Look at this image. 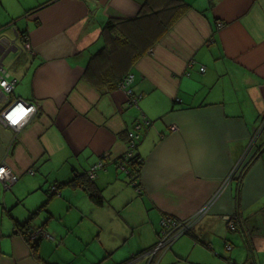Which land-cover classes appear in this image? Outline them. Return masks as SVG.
Instances as JSON below:
<instances>
[{
  "label": "crops",
  "instance_id": "1",
  "mask_svg": "<svg viewBox=\"0 0 264 264\" xmlns=\"http://www.w3.org/2000/svg\"><path fill=\"white\" fill-rule=\"evenodd\" d=\"M182 1L164 32L174 12H157L171 0H0L11 100L37 107L9 155L13 131L0 126V161L18 178L0 183V264H178L194 250L213 264H264V149L227 181L264 123V0ZM108 21L124 23L107 32ZM127 73L136 106L109 89ZM141 118L138 194L120 160ZM100 161L96 206L68 182ZM36 211L30 225L50 235L37 257L14 233ZM165 216L193 221L150 258Z\"/></svg>",
  "mask_w": 264,
  "mask_h": 264
},
{
  "label": "built area",
  "instance_id": "2",
  "mask_svg": "<svg viewBox=\"0 0 264 264\" xmlns=\"http://www.w3.org/2000/svg\"><path fill=\"white\" fill-rule=\"evenodd\" d=\"M23 39H24L22 46L23 50L29 52L30 54L33 53L32 47L30 43L27 41V38L25 37ZM0 44L4 45L3 51L2 53H0V126L4 128H9L13 131V136L10 140L8 147L6 148V155H9L16 141L17 133L21 131L32 120V118H34V116L37 113V107L33 103L24 101L22 99H14L11 102H9L8 96L12 94L17 84V79L9 76V74L2 66L1 59L6 54V52L9 51V49L13 48L14 46L11 43H8L6 39L0 40ZM204 70H205L204 67H200L201 73H203ZM132 82H133V74H127L121 79V81L118 84V87L126 91V94L128 96L129 106H134V105L136 106L140 99V95L133 93L130 87ZM14 120L15 122H13ZM147 123L148 122H146V124L144 122L137 123L132 128V130L127 132V146H126L127 148H126V152L124 153V155L120 160L121 165L124 166L127 165L129 161H131L135 156L134 152L137 147L136 144L140 138L139 132L144 127V124L147 125ZM171 129L174 131L175 127L173 126L171 127ZM248 152L249 150L247 149L242 159H244L247 156ZM242 159L239 160L235 165V167L232 169L230 175L227 178V181L233 179L235 176H237L240 173L241 166L244 162V160ZM101 167H102L101 161L93 164L87 172V177L90 180H93L95 178L96 171ZM29 174L33 175L34 171L29 170ZM17 180H18L17 176L14 173H12L6 161L5 160L0 161V183L3 184L6 188H8L14 183H16ZM49 191L50 193L48 194H56L57 187L53 185L50 187ZM204 211H205L204 209H201L198 215H201L202 213H204ZM192 221L193 218H191L190 220L181 221L168 216L163 217L160 222L161 229L159 231V239L157 243L150 250L146 252V255L152 258L157 254H161L167 251L171 247L173 242H175L182 235L187 233L188 230H190V225ZM228 223H229V227L233 228L234 222L229 220ZM36 237L50 238V235L45 233L43 229H36L33 231V234L30 238L35 239ZM228 249H230V247H228Z\"/></svg>",
  "mask_w": 264,
  "mask_h": 264
},
{
  "label": "trees",
  "instance_id": "3",
  "mask_svg": "<svg viewBox=\"0 0 264 264\" xmlns=\"http://www.w3.org/2000/svg\"><path fill=\"white\" fill-rule=\"evenodd\" d=\"M186 8V4L183 3L182 0H171V5H169L168 7H165L162 10H159L157 13L160 12H164V11H169V12H174V17L173 19H170L167 23L165 21H162L160 27H161V31H167L169 28H171V26L175 23V20L182 14L183 10ZM156 13V12H153ZM143 14V12H142ZM176 15V16H175ZM144 16V14H143ZM143 16H140L138 18H141ZM137 19V18H136ZM124 22L122 21H116L113 23V21H108L104 27V30L107 32H110L112 30H114V28L118 27L120 24H123ZM130 74V73H127ZM125 74V75H127ZM124 75V76H125ZM122 76L121 78L117 79L116 81L119 82L121 81V79L124 77ZM113 83L111 85H109V89H113L118 87V85H116V83ZM132 85V84H131ZM131 87V86H130ZM141 98V95H140ZM140 100V99H139ZM138 104V103H137ZM147 123V125L149 124V121H146L144 118H141L140 120H137L132 128L135 126V124L137 123ZM144 124V127L142 129H144L146 127V125ZM131 128V130H132ZM141 129V130H142ZM140 130V132H141ZM130 131V130H128ZM127 131V132H128ZM139 132V134H140ZM264 132V129H263ZM126 137H127V133H126ZM140 141V138L138 140V142ZM137 142V144H138ZM136 144V145H137ZM260 154V151H257L253 154V156L251 157L250 160H248V162L245 164V166L243 167L242 171L240 172V176L237 179V181H240L243 174L245 173L246 169L249 167V165L258 157V155ZM142 166V160H140V158L135 155L133 157V159L131 161H129V163L127 165H125V168H128L126 170H128V178L129 181L128 183L130 185H132L131 187L134 189V191H136L138 194L140 193V189H139V182H138V177H139V172H140V168ZM75 179V178H74ZM72 179L71 181L68 182L69 185L71 186H79V187H84L86 192L89 195L90 200L96 205V206H102L103 204V198L102 195L100 194V192L97 190V188L95 187V185L91 182L92 180H90L86 175L85 176H81L80 179H82V181L76 182L77 179ZM235 179V178H234ZM33 227L32 225H30V221L25 222L24 224H16L15 226V234H18L22 237V239L26 242V244L30 247V250L33 252V255L35 257H37L36 255V250L38 247V242L40 240V237H36L35 239H31L30 237L33 234ZM187 234V233H185ZM184 234V235H185ZM170 249V248H169ZM168 249V250H169Z\"/></svg>",
  "mask_w": 264,
  "mask_h": 264
},
{
  "label": "rangeland",
  "instance_id": "4",
  "mask_svg": "<svg viewBox=\"0 0 264 264\" xmlns=\"http://www.w3.org/2000/svg\"><path fill=\"white\" fill-rule=\"evenodd\" d=\"M12 98H11V96L9 95L8 96V100H9V102H11L12 100H11ZM251 145V146H250ZM249 148H248V150H250L251 148H252V152H253V150L254 149H256V151H257V153H258V151H260V153L263 151V149H264V132H260V128H259V130L257 131V133L253 136V138H252V141L250 142V144H249ZM255 151V152H256ZM241 165V164H240ZM240 167V166H239ZM43 207V206H42ZM186 235H182L180 238L182 239L183 237H185ZM158 239H159V237H158ZM46 240V239H45ZM158 241V240H157ZM203 250H205L203 247H201ZM187 251H188V248L187 247H183L182 248V252H181V254L182 255H186V253H187ZM166 252V251H165ZM169 253H170V251H169ZM163 254V253H162ZM189 257V260L187 261V262H182V263H178V264H213V263H211V262H207L205 259H203L202 258V256H201V258H198L197 260H195L196 259V257H197V255L195 254V250L194 251H192V254H190V256H188ZM195 259H194V258ZM211 261H213V260H211ZM218 262V264H220V262H222L221 260L220 261H217Z\"/></svg>",
  "mask_w": 264,
  "mask_h": 264
},
{
  "label": "water",
  "instance_id": "5",
  "mask_svg": "<svg viewBox=\"0 0 264 264\" xmlns=\"http://www.w3.org/2000/svg\"><path fill=\"white\" fill-rule=\"evenodd\" d=\"M263 125H264V123H263ZM263 129H264V126L261 127L260 132H263ZM37 214H38V211L32 213L31 216L28 218L27 221H30V222L33 221L34 217L37 216Z\"/></svg>",
  "mask_w": 264,
  "mask_h": 264
},
{
  "label": "snow or ice",
  "instance_id": "6",
  "mask_svg": "<svg viewBox=\"0 0 264 264\" xmlns=\"http://www.w3.org/2000/svg\"><path fill=\"white\" fill-rule=\"evenodd\" d=\"M13 122H15V120Z\"/></svg>",
  "mask_w": 264,
  "mask_h": 264
}]
</instances>
